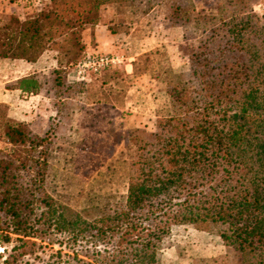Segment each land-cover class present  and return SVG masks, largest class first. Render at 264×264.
<instances>
[{
	"label": "trees",
	"instance_id": "1",
	"mask_svg": "<svg viewBox=\"0 0 264 264\" xmlns=\"http://www.w3.org/2000/svg\"><path fill=\"white\" fill-rule=\"evenodd\" d=\"M113 1L124 0H61L58 7L41 10L24 23L23 52H6L5 57L35 62L44 42L57 34L78 47L79 35L98 23L99 8ZM177 11L184 23L194 21L198 33L192 66L171 89L172 115L159 119L152 133L135 130L138 159L124 207L88 221L59 204L44 186L48 135L34 134L26 124L13 125L11 142L39 156L33 160L29 153L25 164L0 158L5 240L17 235L20 247H27L35 244L28 238L43 237L50 229L72 237L91 234L98 243L114 242L117 257L127 249L130 264H153L171 228L191 224L216 230L237 253L234 264H264V28L252 11L230 19H193L181 3ZM91 55L96 54L86 58ZM54 73L55 84L61 85V70ZM16 88L27 94L51 90L38 73L19 79Z\"/></svg>",
	"mask_w": 264,
	"mask_h": 264
},
{
	"label": "rangeland",
	"instance_id": "2",
	"mask_svg": "<svg viewBox=\"0 0 264 264\" xmlns=\"http://www.w3.org/2000/svg\"><path fill=\"white\" fill-rule=\"evenodd\" d=\"M60 1L0 0V158L25 164L31 153L33 160L38 159L39 151L28 152L25 144L11 142L8 130L13 125L26 124L34 134L48 135L45 189L59 204L93 221L124 207L138 159L135 130L152 133L159 119L172 115L171 89L191 69L198 33L194 21L184 23L176 17L183 15L178 4L189 7L193 19L198 15L230 19L232 14L240 18L252 11L264 28V13L258 7L264 0L113 1L99 8L98 23L79 35L78 47L75 40L57 34L44 42L43 54L35 62L5 57L6 52H23L25 21L58 7ZM98 25L117 36L114 51L95 48ZM91 53L119 56L122 61L99 73H79L77 65ZM58 69L63 83L57 86ZM29 71L43 76L51 90L27 94L16 88ZM20 172L25 178V165ZM1 232L0 264H130L127 249L123 250L127 255L117 257L114 242L98 243L91 234L72 237L50 229L43 237L28 238L35 244L20 247L17 235L7 241ZM237 260V253L216 230L176 224L159 243L153 264Z\"/></svg>",
	"mask_w": 264,
	"mask_h": 264
},
{
	"label": "built area",
	"instance_id": "3",
	"mask_svg": "<svg viewBox=\"0 0 264 264\" xmlns=\"http://www.w3.org/2000/svg\"><path fill=\"white\" fill-rule=\"evenodd\" d=\"M259 9L264 13V3L258 5ZM122 60L119 56L110 55V54H96L88 56L85 60L81 61L77 65L79 73H99L103 70L110 68Z\"/></svg>",
	"mask_w": 264,
	"mask_h": 264
},
{
	"label": "crops",
	"instance_id": "4",
	"mask_svg": "<svg viewBox=\"0 0 264 264\" xmlns=\"http://www.w3.org/2000/svg\"><path fill=\"white\" fill-rule=\"evenodd\" d=\"M95 48L98 49L99 51H114L116 48V43H117V36L108 29V27L104 25H98L95 28ZM27 63L30 64V62L27 61ZM33 64H31L32 66ZM29 66V67H31ZM30 69V68H28ZM36 71L33 72H28L25 74V76H28L30 74L35 73Z\"/></svg>",
	"mask_w": 264,
	"mask_h": 264
}]
</instances>
